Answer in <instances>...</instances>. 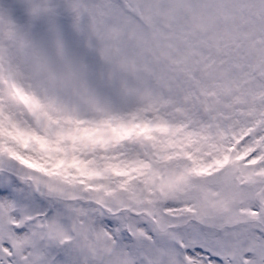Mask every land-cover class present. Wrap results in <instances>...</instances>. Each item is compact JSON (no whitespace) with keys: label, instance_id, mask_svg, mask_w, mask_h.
<instances>
[{"label":"snow or ice","instance_id":"1","mask_svg":"<svg viewBox=\"0 0 264 264\" xmlns=\"http://www.w3.org/2000/svg\"><path fill=\"white\" fill-rule=\"evenodd\" d=\"M0 7V264H264V0Z\"/></svg>","mask_w":264,"mask_h":264},{"label":"rangeland","instance_id":"2","mask_svg":"<svg viewBox=\"0 0 264 264\" xmlns=\"http://www.w3.org/2000/svg\"><path fill=\"white\" fill-rule=\"evenodd\" d=\"M0 7L10 8L13 18L17 22L23 23L25 14L21 6V0H0Z\"/></svg>","mask_w":264,"mask_h":264}]
</instances>
